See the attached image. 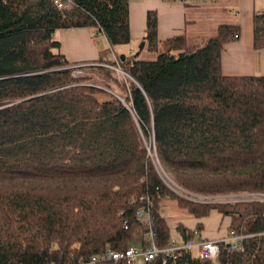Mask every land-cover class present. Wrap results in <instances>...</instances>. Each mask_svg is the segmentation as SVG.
Returning a JSON list of instances; mask_svg holds the SVG:
<instances>
[{
	"label": "trees",
	"instance_id": "trees-1",
	"mask_svg": "<svg viewBox=\"0 0 264 264\" xmlns=\"http://www.w3.org/2000/svg\"><path fill=\"white\" fill-rule=\"evenodd\" d=\"M71 1L0 0V264L89 263L107 248L123 251L138 228L148 229L136 215L146 203L163 247L166 198L197 218L215 209L230 218V232L249 234L235 251L222 248L218 264H264V235H250L264 231V202L183 198L162 182L143 142L152 137L184 190L264 191V75L221 70L223 44L240 37L239 23L219 24L200 43L185 33L160 40L148 10L142 46L127 55L114 49L130 42L129 0ZM78 27L98 29L106 45L96 64L72 76L75 63L54 33ZM252 29L254 47H264V11L253 14ZM142 49L155 56L139 57ZM112 52L127 80L104 65ZM176 230L194 237L181 223ZM165 264L211 263L180 250Z\"/></svg>",
	"mask_w": 264,
	"mask_h": 264
},
{
	"label": "crops",
	"instance_id": "crops-1",
	"mask_svg": "<svg viewBox=\"0 0 264 264\" xmlns=\"http://www.w3.org/2000/svg\"><path fill=\"white\" fill-rule=\"evenodd\" d=\"M148 10H155L158 18V38L164 40L171 36L185 33L199 36V31L215 23L210 14L214 11L221 14L216 18L217 25L237 21L240 26V37L237 40L228 41L223 44L221 52V70L225 75H264V47L255 48L253 45L252 17L254 13L264 11V0H213L198 4L184 5L175 0H129V29L130 42L126 45L116 46V53L131 55L136 52L142 43L145 29V17ZM203 23L198 26L201 22ZM209 22H212L209 24ZM54 37L60 42L59 51L72 63H93L97 61L99 52L106 45L105 41L96 43L89 27H78L74 29H58ZM139 43V44H138ZM195 43H198L197 41ZM138 44V45H137ZM194 44V43H193ZM145 49L139 54L143 56ZM154 54V53H153ZM162 203V202H161ZM170 227V236L181 238L176 230V225L181 223L187 228L195 229L196 224H201L200 236L205 239H221L228 235L230 218L216 210H211L203 217H183L167 219ZM190 214V213H189ZM216 219L219 226L224 224L220 233L205 232V226L211 219ZM183 221H187L186 223ZM97 264V263H84Z\"/></svg>",
	"mask_w": 264,
	"mask_h": 264
},
{
	"label": "built area",
	"instance_id": "built-area-1",
	"mask_svg": "<svg viewBox=\"0 0 264 264\" xmlns=\"http://www.w3.org/2000/svg\"><path fill=\"white\" fill-rule=\"evenodd\" d=\"M57 2L58 7H67L72 3L71 0H55ZM179 3H192L198 4L201 2H205L207 0H175ZM98 34V37L96 36ZM92 35L95 37L96 43L100 42L102 38L103 41H106L104 34L98 29L92 30ZM90 63H75L70 65L71 67V74L72 76H79L83 75L86 69L90 66ZM105 66H108L114 71V74L117 76L119 80H125V77H129V75L122 70L119 65L117 56L112 52L109 56V62L104 63ZM152 149L153 155L150 153ZM148 154L151 157V160L154 163L156 171L162 180V182L168 186L170 189L183 194L187 199L190 200H202L203 202H211L210 200L217 195H203V194H196L193 192H189L184 190L180 187L175 188L172 187L171 184L175 182L166 174L165 167L159 161L153 139L149 140L148 144ZM153 157V158H152ZM168 173V172H167ZM166 174V175H165ZM175 185H177L175 183ZM177 189V190H176ZM237 195L239 199H235L232 201H263L264 202V191H255V192H247V193H231L226 194L227 196L230 195ZM241 195L247 196V198L242 197ZM149 203H146L144 206H140L136 209V215L138 218L141 219L142 226L148 227V229L140 232V240H146V244L144 247H140V245L129 244L123 251L114 250L111 248H107L103 253L94 255L90 258L91 263L102 262V261H112L115 263L124 260L126 264H136L138 259H142L145 261L152 260L158 256L161 257V261L163 264L166 263L168 259H175L178 252L180 250L183 251H191L200 259L210 261L211 263L218 264V257L222 248H225L229 252H233L238 249L242 245V240L244 237L248 236L249 234H234L229 231L228 235L221 238V239H205L200 236V232L197 229H193L194 237L189 238L187 240H183L182 238H175L170 236V240L167 245L163 247H158L153 241V232L150 226V219H149ZM250 235H264V231L252 233ZM140 243V241L138 242ZM78 264H84L83 261H79Z\"/></svg>",
	"mask_w": 264,
	"mask_h": 264
},
{
	"label": "rangeland",
	"instance_id": "rangeland-1",
	"mask_svg": "<svg viewBox=\"0 0 264 264\" xmlns=\"http://www.w3.org/2000/svg\"><path fill=\"white\" fill-rule=\"evenodd\" d=\"M207 1H213V0H207ZM207 1H205V2H207ZM221 16V14H219L218 12H216V11H214L213 12V14H210V17H211V19H212V21H214V23H215V25L212 27V28H209V27H207V28H205V29H203V27H202V30L201 31H199V36L198 37H196L195 35H190V37H188V43H195L196 41L197 42H203V41H205V40H207L210 36H212V35H214L215 33H216V29H217V22H216V18H218V17H220ZM212 22H209V24H211ZM202 24H205V23H203V21L198 25V26H200V25H202ZM97 37H98V34L96 35ZM95 38V37H94ZM100 41H103L102 40V38L100 39ZM106 42V41H105ZM139 44V43H138ZM137 44V45H138ZM143 56H147L148 58H153L154 56H155V54H153V53H151V52H144V54H143ZM90 64H96V62H93V63H90ZM87 70V69H86ZM86 72V71H85ZM129 77H125V80H127ZM113 92H117V93H119V91H118V88L116 87V86H113ZM151 139V137L149 138V139H145L143 142H144V144H145V147L148 149V144H149V140ZM150 153L152 154L153 153V151H152V149L150 150ZM153 155V154H152ZM153 157H154V155H153ZM152 157V158H153ZM154 160H155V157H154ZM165 169H166V171L168 172H166V174H167V176H169L171 179H173L172 178V176H171V174H170V172L168 171V169L165 167ZM165 174V175H166ZM171 186L172 187H175V188H178V187H180L179 185H175V183L174 184H171ZM181 188V187H180ZM183 189V188H182ZM172 190V189H171ZM177 190V189H176ZM174 191V190H173ZM174 192H176V191H174ZM179 196H181V197H183V198H186L183 194H185V193H180V190H178V192H176ZM245 193H247V192H245ZM197 194V193H196ZM241 194H243V192L241 193ZM242 197H240V199L241 198H243V197H245V198H247V196H245V195H241ZM235 199H239V197H237V195H230V196H227L226 194H219V195H217L216 197H214V198H212L210 201L212 202V201H215V202H228V201H232V200H235ZM195 201V200H194ZM198 201H200V202H203L202 200H198ZM162 203H160V210H161V212L162 213H164V215H165V217L167 218V219H173V218H183V217H193V216H191V214H189V212H187V210L185 209V208H181V207H179L178 205H177V203H176V201L175 200H171V199H169V198H166V199H163L162 201H161ZM213 210V209H212ZM215 210V209H214ZM211 211V210H210ZM210 213V212H209ZM183 222H187V221H183ZM224 223V222H223ZM222 223V225L221 226H219L218 224H217V222H216V219L214 218V219H211L210 221H209V223H208V225H206L205 226V232L206 233H208V232H216L217 230H219V232L221 233L222 232V230H223V226H224V224ZM140 228H138L137 229V231H135V233H134V235H133V242H131V244L133 243L134 245H140V243H138V241H136V240H138V239H140ZM194 253V252H193ZM210 262V261H209ZM211 263V262H210ZM211 264H217V263H211Z\"/></svg>",
	"mask_w": 264,
	"mask_h": 264
},
{
	"label": "water",
	"instance_id": "water-1",
	"mask_svg": "<svg viewBox=\"0 0 264 264\" xmlns=\"http://www.w3.org/2000/svg\"><path fill=\"white\" fill-rule=\"evenodd\" d=\"M140 46H142V43H141V45Z\"/></svg>",
	"mask_w": 264,
	"mask_h": 264
}]
</instances>
